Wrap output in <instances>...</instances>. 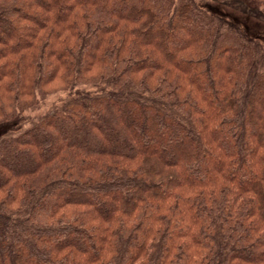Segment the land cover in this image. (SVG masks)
<instances>
[{
    "label": "trees",
    "instance_id": "16d2710c",
    "mask_svg": "<svg viewBox=\"0 0 264 264\" xmlns=\"http://www.w3.org/2000/svg\"><path fill=\"white\" fill-rule=\"evenodd\" d=\"M211 1L0 0V264H264V39Z\"/></svg>",
    "mask_w": 264,
    "mask_h": 264
},
{
    "label": "rangeland",
    "instance_id": "374dc122",
    "mask_svg": "<svg viewBox=\"0 0 264 264\" xmlns=\"http://www.w3.org/2000/svg\"><path fill=\"white\" fill-rule=\"evenodd\" d=\"M207 7L218 13L228 15L239 21L249 35H257L264 39V17L258 12L251 0H224L208 2ZM55 97L48 98V102ZM7 128H1V131Z\"/></svg>",
    "mask_w": 264,
    "mask_h": 264
}]
</instances>
